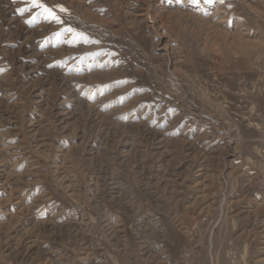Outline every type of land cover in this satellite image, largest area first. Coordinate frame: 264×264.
Returning <instances> with one entry per match:
<instances>
[{"label": "rangeland", "instance_id": "1", "mask_svg": "<svg viewBox=\"0 0 264 264\" xmlns=\"http://www.w3.org/2000/svg\"><path fill=\"white\" fill-rule=\"evenodd\" d=\"M41 2L0 0V264H264V0Z\"/></svg>", "mask_w": 264, "mask_h": 264}, {"label": "snow or ice", "instance_id": "2", "mask_svg": "<svg viewBox=\"0 0 264 264\" xmlns=\"http://www.w3.org/2000/svg\"><path fill=\"white\" fill-rule=\"evenodd\" d=\"M28 4H29V7H23V8H18L17 9V12L19 14H23L27 11L30 10V8H38V9H41L42 12L40 13L45 20H48V21H53L55 23H58V24H62L63 23V20L60 18L59 15L56 14V12L54 11L53 8H50V7H47L45 4H43L41 2V0H27ZM206 3H213L214 0H205ZM221 3L224 2V0H220ZM193 3H198V0H193ZM55 7H59V10L61 12H66L67 9L63 8L62 6H55ZM30 22V21H29ZM63 32H68V33H71L72 36H73V39L76 40V41H80V40H83V42L85 43H91V42H96L98 43V41H90L89 38L82 32H76L74 29L72 28H65L63 30ZM63 33L62 32H58L56 33V37L59 38L61 37Z\"/></svg>", "mask_w": 264, "mask_h": 264}, {"label": "bare ground", "instance_id": "3", "mask_svg": "<svg viewBox=\"0 0 264 264\" xmlns=\"http://www.w3.org/2000/svg\"><path fill=\"white\" fill-rule=\"evenodd\" d=\"M211 264H214L213 261L211 262Z\"/></svg>", "mask_w": 264, "mask_h": 264}]
</instances>
